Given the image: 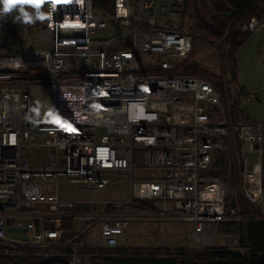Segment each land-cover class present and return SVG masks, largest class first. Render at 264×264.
I'll return each mask as SVG.
<instances>
[{
  "label": "built area",
  "instance_id": "built-area-1",
  "mask_svg": "<svg viewBox=\"0 0 264 264\" xmlns=\"http://www.w3.org/2000/svg\"><path fill=\"white\" fill-rule=\"evenodd\" d=\"M184 10L178 0H114L112 11L48 0L17 49L0 53V239L46 247L63 220L79 235L99 220L95 246H114L154 216L192 222L200 247L216 245L223 224L246 222L245 204L264 196V122L247 110L256 91L185 72L196 34ZM18 18L0 3V37ZM239 29L264 31V19ZM32 33L43 44L23 47ZM62 183L76 197L61 195ZM122 185L126 199L97 197ZM72 247V259L86 258Z\"/></svg>",
  "mask_w": 264,
  "mask_h": 264
},
{
  "label": "trees",
  "instance_id": "trees-1",
  "mask_svg": "<svg viewBox=\"0 0 264 264\" xmlns=\"http://www.w3.org/2000/svg\"><path fill=\"white\" fill-rule=\"evenodd\" d=\"M93 1L95 7L107 11L113 9L114 0ZM178 1L185 8L184 19L188 23L186 29L195 32L196 40L198 37H205L220 48L223 61L235 80L238 73L235 53L250 34L241 32L239 27L253 16L264 19V0H223L231 11L215 13L209 20L204 17L199 0ZM47 2L48 0H0L1 4L14 5L19 17L11 30L0 37V53H12L17 49L15 41L23 39L25 27L29 33L33 31L36 23L31 19L36 14L45 12ZM178 28L185 27L179 25ZM7 41L10 43L9 47H5ZM189 70L201 74L200 76L217 78L214 72L194 58L189 60L185 72ZM263 162L264 154L262 164ZM146 204L150 206L148 202H143V205ZM247 205L245 223H226L220 227V232L240 235L239 245L235 248L224 243L200 247L120 243L100 247L88 242L87 232L79 235L71 228L70 222L63 220L64 232L46 247L15 244L0 239V264H264V209L255 204ZM73 245H82L81 253L86 257L84 260L72 259ZM238 247L248 249L243 253Z\"/></svg>",
  "mask_w": 264,
  "mask_h": 264
},
{
  "label": "rangeland",
  "instance_id": "rangeland-1",
  "mask_svg": "<svg viewBox=\"0 0 264 264\" xmlns=\"http://www.w3.org/2000/svg\"><path fill=\"white\" fill-rule=\"evenodd\" d=\"M203 4H205V2H203ZM203 8H205L204 10L206 12V16H211L216 12L211 7L210 3L203 5ZM32 38H33L32 41H30L29 39L30 45L27 43L28 42L27 38L22 42L21 45L23 47L24 46L30 47V46H39L43 44L39 42V41H43V38L38 37L36 33H32ZM16 43L19 44L20 40H16ZM241 57H242L241 63L243 65L242 72L244 75H246V78L247 77L251 78L252 80L250 82L252 83L259 82V84H262L261 82L264 79H256L254 77V74L258 73L261 68L259 67V65L255 66V63H253L250 60V58L248 60V57H252V54L243 53ZM193 58L196 59L202 66H204L205 68L209 69L210 71L214 72L217 75V78L208 77L209 79L216 81L215 79L222 80L225 77V80L229 82L230 79L228 77L229 68L226 65L225 68L222 67L218 48L215 47L209 39L205 37L197 38V44L193 53ZM186 73L196 77H198V75L199 76L201 75V74H195L190 70L186 71ZM220 73L221 75H219ZM226 76L228 79L226 78ZM217 82H221V81H217ZM263 96H264V92H263ZM43 101L46 104H48V100L46 97L43 98ZM261 102L262 101L256 100L254 104H252V107L254 108L250 110V113L258 120L260 121L262 120L261 122H264V102L262 103ZM31 156H34L32 158V161H34V163H41L43 162V160L46 159L47 152L45 149H35L32 152ZM59 190H60V194L63 195L64 197H71V196L76 197L77 195L75 188L70 184L62 183L60 185ZM117 190H118L117 192H113V193L111 192L106 193L105 191L99 192L97 193V197L108 198L112 200H122L130 196V189L126 185H122L118 187ZM82 194L86 198L91 197L93 195L91 190H87L86 193H82ZM257 203L259 205L255 204L256 207H261L264 209V196L260 200H258ZM248 206L249 205L246 206L245 204L246 208H248ZM244 211L246 213V209H244ZM140 218H144V219L140 221L132 222L131 227L128 231V235L125 238H122L121 240L122 244L124 243V244H133V245H166L170 247H177V246L193 247L191 245L192 244L191 236L193 234V228H194L192 222L184 218H177L174 220L171 218L168 219L166 217L161 218L154 216L153 217L147 216ZM74 221L75 223H73V225H75L76 228H80V224L78 223V218H74ZM91 226L92 227L88 231L90 235H87V238H89L88 241L91 242L92 244H98L100 240L99 238H100L101 221L99 220L94 221ZM219 233L221 234V236L217 237L216 245L217 244L221 245L224 243L234 248L239 245V242L238 243L235 242L234 236L232 240L231 235H229L228 233H224L223 231L221 232L219 231ZM247 237L249 238V236ZM238 248L241 252L243 253L246 252L244 249L245 247H238Z\"/></svg>",
  "mask_w": 264,
  "mask_h": 264
},
{
  "label": "crops",
  "instance_id": "crops-1",
  "mask_svg": "<svg viewBox=\"0 0 264 264\" xmlns=\"http://www.w3.org/2000/svg\"><path fill=\"white\" fill-rule=\"evenodd\" d=\"M203 2H205V4H203ZM207 3H210L211 7L216 11L215 13H229L231 11L230 8L224 3L223 0H199L200 8L203 11L204 17L208 20L215 13L212 14L211 16H206V12L204 10L205 8H203V5H206ZM196 44H197V40L195 42L193 51L191 53L192 59H193L194 50L196 48ZM218 51L220 54L222 67L225 68V63L223 61L222 52L220 51L219 48H218ZM243 53L252 54V57H248V60L250 58V60L253 63H255V66L259 65V67L261 68L258 73L254 74V77L256 79H264V31L263 30H256L250 33L248 38L237 48L236 53H235V58H236L237 65H238V73H237V76L235 77L236 79L233 80L232 75H231L232 73L230 72V70H229V76L227 75L230 78L229 83L239 82L243 86L256 91V97L255 99H253V101H251L247 105V110L251 118L258 120L257 118L251 115L250 110L254 108L252 107V104H254L256 100L264 102V96H263L264 80L261 82L262 84H259V82H255V83L250 82L252 79L249 77L246 78V75H244L242 72L243 65L241 63V60H242L241 55ZM219 75H221V73ZM263 166H264V162H263Z\"/></svg>",
  "mask_w": 264,
  "mask_h": 264
},
{
  "label": "bare ground",
  "instance_id": "bare-ground-1",
  "mask_svg": "<svg viewBox=\"0 0 264 264\" xmlns=\"http://www.w3.org/2000/svg\"><path fill=\"white\" fill-rule=\"evenodd\" d=\"M249 162H250V165L253 166L254 158L253 157H249ZM102 199L109 200L108 198H102ZM105 207L107 209H109V205H106Z\"/></svg>",
  "mask_w": 264,
  "mask_h": 264
},
{
  "label": "water",
  "instance_id": "water-1",
  "mask_svg": "<svg viewBox=\"0 0 264 264\" xmlns=\"http://www.w3.org/2000/svg\"><path fill=\"white\" fill-rule=\"evenodd\" d=\"M10 230H12V231H13V230H15V229H13V228H12V229H10Z\"/></svg>",
  "mask_w": 264,
  "mask_h": 264
},
{
  "label": "snow or ice",
  "instance_id": "snow-or-ice-1",
  "mask_svg": "<svg viewBox=\"0 0 264 264\" xmlns=\"http://www.w3.org/2000/svg\"><path fill=\"white\" fill-rule=\"evenodd\" d=\"M9 2H11V0H9Z\"/></svg>",
  "mask_w": 264,
  "mask_h": 264
}]
</instances>
